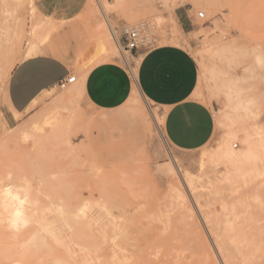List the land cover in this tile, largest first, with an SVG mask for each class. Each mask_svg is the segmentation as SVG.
<instances>
[{
  "label": "rangeland",
  "instance_id": "1",
  "mask_svg": "<svg viewBox=\"0 0 264 264\" xmlns=\"http://www.w3.org/2000/svg\"><path fill=\"white\" fill-rule=\"evenodd\" d=\"M35 2L0 0V264H218L223 260L200 213L213 236L223 238L229 264H264V0H87L83 17L99 44L102 4L121 40L114 54L127 53L136 70L139 58L121 36L140 21L151 24L156 46L182 45L195 56L199 81L191 100L208 108L215 122L213 137L195 150L176 148L159 119L161 107L136 93L135 101L114 112L116 127L101 126L78 70L76 82L45 91L11 118V71L40 51L52 29ZM183 13L193 19L192 32L182 29ZM47 117L58 122L55 131L42 128ZM226 136L236 156L249 159L222 157ZM172 156L183 173H193L191 185L180 178ZM232 173L240 183L228 180ZM6 186L18 193L15 205L23 206L24 219L16 221L6 210Z\"/></svg>",
  "mask_w": 264,
  "mask_h": 264
},
{
  "label": "crops",
  "instance_id": "2",
  "mask_svg": "<svg viewBox=\"0 0 264 264\" xmlns=\"http://www.w3.org/2000/svg\"><path fill=\"white\" fill-rule=\"evenodd\" d=\"M86 4L87 0H36L39 14L48 19L52 29L40 51L11 71L7 86L11 118L25 112L45 91L58 87L62 78L78 70L83 95L100 112L96 121L101 126L118 125L114 112L134 98L137 84L143 96L163 110L166 136L176 148L195 150L209 142L215 131L214 115L191 100L199 81L198 61L191 51L171 43L134 51L139 58L135 81L131 59L123 60L109 46L97 54L100 44L95 28L83 17ZM178 18L183 31L192 32L191 16L183 13ZM94 57L95 64L85 69ZM111 59L126 66L106 61Z\"/></svg>",
  "mask_w": 264,
  "mask_h": 264
},
{
  "label": "bare ground",
  "instance_id": "3",
  "mask_svg": "<svg viewBox=\"0 0 264 264\" xmlns=\"http://www.w3.org/2000/svg\"><path fill=\"white\" fill-rule=\"evenodd\" d=\"M21 1V0H20ZM33 3V2H32ZM5 8H6V12H8V7H7V5L5 6ZM34 8V10H36V7L34 6L33 7ZM101 9H102V12L104 13V16H105V23L103 24V25H100V32H101V38H102V40H101V42H100V45H99V48H98V51H97V54L98 53H100V52H103L104 51V49H106V46H107V48H108V46H109V48L108 49H110V50H112L113 52H116V51H119L120 50V46H121V43H120V41H119V37L115 34V30H114V28H113V25L111 24V22H110V20H109V18H108V16H107V11H106V8L101 4ZM5 12V16H7L6 13ZM4 16V17H5ZM6 18V17H5ZM4 18V19H5ZM11 18V17H10ZM6 21H7V19H6ZM102 21V20H101ZM8 23V22H7ZM13 24V23H12ZM11 24V25H12ZM3 27V26H2ZM45 27H49V29H51V27H52V24L49 22H46V24H45ZM7 30V29H6ZM9 30V29H8ZM37 30V29H36ZM50 31V30H49ZM3 32V31H2ZM7 32V31H6ZM10 33V32H9ZM5 34V33H4ZM7 34H5V36H6ZM9 36V35H8ZM2 38H4V37H2ZM2 38H0V40L2 39ZM8 39V38H7ZM3 40V39H2ZM5 40V39H4ZM9 40V39H8ZM6 41V40H5ZM6 44V43H5ZM122 48V47H121ZM1 49H3V48H0V52L1 51H3V50H1ZM35 49V48H34ZM33 49V50H34ZM4 51H5V49H4ZM128 51V50H127ZM126 51V52H127ZM96 54V55H97ZM122 59L123 60H126L127 62H129L130 61V59H129V57L127 56V53H125V52H122ZM130 64V63H129ZM131 71H132V73H133V75H134V77H135V81H136V79H137V70L134 68V67H131ZM78 84L80 85V87H81V90L83 91V84H82V81L80 80L79 82H78ZM136 84V83H135ZM135 87H136V89H135V93L138 95H142L143 96V94L140 92V90H139V88L137 87V84L135 85ZM197 93V92H196ZM195 93V94H196ZM142 96H140V97H142ZM137 97V96H136ZM135 96H134V98L132 99V100H134L135 98H136ZM146 100H147V98L145 97V96H143ZM135 101V100H134ZM151 113H152V116L154 117V119H155V121L159 124V122H158V120H157V117L155 116V114H154V112L153 111H151ZM52 117H54L55 118V116L53 115ZM164 113H160L159 114V119H160V121L161 122H163L164 121ZM52 118H46L45 120H44V127H42V128H44V130H46V128H48V127H50V125H51V127H50V129L52 130V131H55V127H56V125L58 124V122L57 123H55L56 121H53V120H55V119H53V120H51ZM59 124H60V122H59ZM62 126V125H61ZM22 128V127H21ZM60 128V127H59ZM66 130V129H65ZM60 132H62V131H60ZM56 135V134H55ZM60 135V137H61V134H58V136ZM227 136L228 137H231V136H233L232 135V133L230 132V133H228L227 134ZM226 136V139H225V141L221 144V149H220V152L222 153L221 154V156L222 157H224V158H228V160L229 159H231V160H237L238 161V159L237 158H241L242 160H244V159H249V157H248V154H246V153H244V155H242V157H239V155L238 156H236V151H234L232 148H231V143H230V138H228ZM54 137V136H53ZM67 137V136H66ZM232 138V137H231ZM54 139H56V140H58L57 138H55L54 137ZM61 139V138H60ZM63 139V138H62ZM70 139V138H69ZM67 140V141H69L70 142V140ZM69 144V143H68ZM70 145V144H69ZM223 145V146H222ZM234 146L236 147V144H234ZM238 146V145H237ZM72 147V146H71ZM241 156V155H240ZM248 157V158H247ZM211 158H213V159H217L218 158V155H216V154H213L212 156H211ZM172 159H173V161H174V163L176 164V166H178L177 165V160H176V158L174 157V156H172ZM204 159V158H203ZM209 159V158H208ZM261 159V158H260ZM212 160V159H211ZM262 160V159H261ZM207 161H209V160H207ZM215 161V160H214ZM200 162V161H199ZM211 162H213V161H211ZM200 164H202V166L204 165V160H201V163H199V165ZM207 164V163H206ZM205 164V165H206ZM200 167V166H199ZM201 168V167H200ZM204 168V167H203ZM177 170H178V173H179V176H180V178L182 179V181L186 184V186H187V180H188V184H190V181L192 180V178H191V176L193 175V173H190V172H188V171H186V173H183L182 171H181V169H180V166H178L177 167ZM173 172V171H172ZM201 172V171H200ZM239 172V171H238ZM237 172V173H238ZM241 172V171H240ZM239 172V173H240ZM243 172V171H242ZM249 172V171H248ZM254 172L255 171H253V174H254ZM260 172V171H259ZM246 173V172H245ZM255 173H257V172H255ZM243 174V173H242ZM241 174V175H242ZM252 174V173H251ZM253 174H252V176H253ZM235 175H237L238 176V174H230V175H228L227 176V178H228V180L230 179H234V182H238V183H240L239 181L240 180H235L236 179V177H235ZM244 175V174H243ZM250 175V173L247 175V176H249ZM255 175V174H254ZM258 175V174H257ZM260 175V178H261V176L263 177L264 176V174H263V172L261 173V174H259ZM258 175V176H259ZM195 176H196V174H195ZM245 176V175H244ZM251 176V177H252ZM258 176H256V177H258ZM176 177V176H175ZM193 177V176H192ZM239 177L241 178V176L239 175ZM246 177V176H245ZM255 180H256V178H254ZM254 179H252V180H250V182L252 183L253 182V180ZM174 180V179H173ZM194 180V179H193ZM192 180V181H193ZM229 180V181H230ZM249 179L247 178V182H248V184H249V181H248ZM254 180V181H255ZM245 181H246V178H245ZM175 182V181H174ZM233 182V181H232ZM244 182V181H243ZM246 182V183H247ZM172 183V182H171ZM231 183V182H230ZM181 185V184H180ZM184 185V184H183ZM191 185V184H190ZM192 186H193V183H192ZM173 187V186H172ZM177 187V186H176ZM176 187H174V189L173 190H177V191H180L178 188H176ZM182 187V186H181ZM17 188V187H16ZM188 188H191L190 186L188 187ZM3 192H4V195H1L2 197H3V199H1V200H4L3 202L5 203L4 205H5V207H6V210L8 211V212H10L12 215H13V217H14V219L16 220V221H18V220H20V219H24V216H25V210L23 209V206H19L18 204H17V202H16V205H15V201H17V199L16 198H18V193L14 190V189H12V186L11 187H8V186H6L5 187V189L3 190ZM187 195V194H186ZM21 198V197H20ZM190 198V197H189ZM22 201V200H21ZM19 202H20V200H19ZM34 202H36V201H34ZM1 203V202H0ZM20 203H22V202H20ZM22 205V204H21ZM36 205V204H35ZM185 205V204H184ZM183 205V206H184ZM193 205V204H192ZM187 206V205H186ZM25 208H27V206L25 207ZM34 209V208H33ZM184 209V208H183ZM35 210V209H34ZM185 210V209H184ZM188 210H191V208L190 209H188ZM6 211V212H7ZM31 211H33V210H31ZM234 212L236 211V209H234L233 210ZM201 212V211H200ZM199 212V213H200ZM204 212V211H203ZM232 212V211H231ZM189 213V212H188ZM208 213V212H207ZM207 213H204V214H207ZM233 213V212H232ZM26 215H28V214H26ZM32 215V214H31ZM186 215H187V213H186ZM191 215V214H190ZM185 216V215H184ZM195 216V215H194ZM200 218L203 220V222H204V226L205 227H203V228H206V230H207V232L209 233V235H210V237L212 238V240H213V245H215V247H216V249L218 250V252H219V254H220V256H221V258H222V262L224 263V264H229L228 262L230 261V258H229V261H228V259L226 258V253L224 252V249L222 248V247H224V246H222V242H223V240H222V242H220V240H219V238H222V237H219L218 238V235H217V237H215L216 235H214L213 236V234L211 233V229L210 228H208V225H207V223L209 222V220L207 221V219H205V218H203V217H205V216H203L202 215V213H200ZM203 216V217H202ZM193 217V216H192ZM207 217V216H206ZM208 217H210V215L208 216ZM30 218V217H29ZM187 218V217H186ZM209 219V218H208ZM12 220V219H11ZM15 220H13L14 222H15ZM46 220V219H45ZM212 220V219H211ZM12 221V224L14 223ZM189 221V220H188ZM228 221V220H227ZM43 222V221H42ZM47 222V221H46ZM49 222V221H48ZM195 222V221H194ZM228 222H230V221H228ZM20 223V222H19ZM25 223V222H24ZM50 223V222H49ZM210 223V222H209ZM196 224V223H195ZM201 224H202V222H201ZM231 225V224H230ZM45 226H46V224H45ZM211 226H213V225H211ZM210 226V227H211ZM48 227V226H47ZM51 227V226H50ZM236 227V226H235ZM54 228V227H53ZM210 229V230H209ZM231 229V228H230ZM229 229V230H230ZM235 229H237V228H235ZM233 230H234V227H233ZM47 231V230H46ZM232 231V230H231ZM213 232H215V231H213ZM40 234V233H39ZM53 234V233H52ZM43 235V234H42ZM54 235V234H53ZM51 236V235H50ZM55 236V235H54ZM220 236V235H219ZM236 236V235H235ZM235 236H233V237H235ZM249 236V235H248ZM251 236V235H250ZM253 236H255V234L253 235ZM246 237H247V235H246ZM47 238V237H46ZM55 238L56 239H58V237L57 236H55ZM236 238V237H235ZM244 238V237H243ZM252 238V237H251ZM262 238V237H261ZM49 239H50V237H49ZM223 239V238H222ZM233 239L234 238H232L231 240L233 241ZM238 239H239V237H238ZM241 239H242V237H241ZM246 239V238H245ZM211 240V241H212ZM240 240V239H239ZM247 240H248V238H247ZM253 241L252 242H254V239H252ZM259 240V239H258ZM263 240V239H262ZM46 241V240H45ZM52 241V240H51ZM55 241L56 240H54L53 242L55 243ZM231 241V242H232ZM237 242H239V241H237ZM241 242V241H240ZM243 242H245V241H243ZM226 242H224V244H225ZM233 243H235L234 241H233ZM43 244V243H42ZM48 244V243H47ZM56 244H57V242H56ZM232 244V243H231ZM240 244V243H239ZM244 244V243H243ZM246 244V243H245ZM244 244V245H245ZM253 244V243H252ZM262 244H264V243H262ZM262 244H260V245H262ZM37 245H38V243H37ZM58 245H59V243H58ZM58 245H57V247H58ZM246 245H248V244H246ZM250 245V244H249ZM248 245V246H249ZM255 245V244H254ZM259 245V244H258ZM257 245V246H258ZM38 246H40V245H38ZM49 246H50V244H49ZM232 246H233V244H232ZM231 246V247H232ZM247 246V248H249V247H251V245L248 247ZM257 246H256V248H257ZM45 247V246H44ZM43 247V245H42V248H44ZM234 247H236L235 245H234ZM237 247H238V244H237ZM236 247V248H237ZM241 247V249H242V247L244 248V246H240ZM259 247V246H258ZM260 247H262L263 248V245L262 246H260ZM259 247V248H260ZM37 248V247H36ZM39 248H41V247H39ZM235 248V249H236ZM247 248H245V249H247ZM253 250H256L255 249V247L253 248V246L251 247ZM261 248V249H262ZM61 249V248H60ZM64 249H65V247H64ZM240 249V248H239ZM261 249H257V250H259V252L261 251ZM264 249V248H263ZM226 250V249H225ZM10 251V250H9ZM228 251V250H227ZM234 251V250H233ZM235 251H238V248H237V250H235ZM234 251V252H235ZM243 251V250H242ZM264 251V250H263ZM255 252V251H254ZM262 252V251H261ZM261 252H260V255L258 254V251H256V255H255V253H254V255L255 256H257V255H259L260 257H261V255L264 253H262L261 254ZM241 253V252H240ZM247 253V252H246ZM248 253H249V251H248ZM247 253V256L250 254V253H253V251L252 252H250L249 254ZM229 254V253H228ZM236 254H238L237 252L235 253V255ZM24 255V254H23ZM243 255V254H242ZM253 254H251V256H252ZM8 256H10V255H8ZM10 257H12V256H10ZM230 257V256H229ZM239 257H240V260H243V259H241V256L239 255ZM244 257H246V256H244ZM249 257V256H248ZM258 257V256H257ZM6 258H8V257H6ZM232 258V257H231ZM236 258V257H235ZM250 258V257H249ZM261 258H263V257H261ZM233 259V258H232ZM231 259V260H232ZM252 260H255V258L253 259V258H251ZM258 259L260 260V258L258 257ZM258 259H257V262H259L258 261ZM251 260V261H252ZM243 261H245V260H243ZM247 261H248V259H247ZM246 261V262H247ZM251 261L249 262V263H251ZM220 262V263H219ZM222 262L221 261H219L218 260V264H222ZM246 262H244V264L246 263ZM256 262V261H255ZM205 263V262H204ZM206 263H208V262H206ZM234 263H237V262H234ZM261 264H262V262H260ZM259 263V264H260ZM18 264V263H17ZM217 264V263H216ZM241 264H243V263H241ZM246 264H248V262L246 263Z\"/></svg>",
  "mask_w": 264,
  "mask_h": 264
},
{
  "label": "built area",
  "instance_id": "4",
  "mask_svg": "<svg viewBox=\"0 0 264 264\" xmlns=\"http://www.w3.org/2000/svg\"><path fill=\"white\" fill-rule=\"evenodd\" d=\"M198 16L203 18L205 17V13L200 11ZM121 38L124 42V48L130 52H134L140 48L148 50L156 46L155 43L157 40L154 36L151 24L148 21H140L125 27L123 29ZM76 81L77 76L75 74L69 75L62 78L57 85L60 88H66ZM237 145L238 144H236V147Z\"/></svg>",
  "mask_w": 264,
  "mask_h": 264
}]
</instances>
